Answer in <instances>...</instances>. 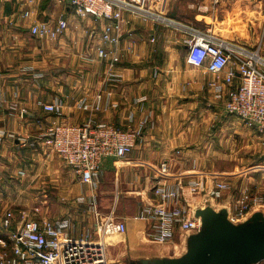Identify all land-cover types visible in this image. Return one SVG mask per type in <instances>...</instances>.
<instances>
[{
  "label": "crops",
  "instance_id": "1",
  "mask_svg": "<svg viewBox=\"0 0 264 264\" xmlns=\"http://www.w3.org/2000/svg\"><path fill=\"white\" fill-rule=\"evenodd\" d=\"M178 1V14H169V8L176 5L173 0L157 3L165 21L125 11L121 38L114 47L102 41L104 27L110 23L107 19L81 17L56 0H0V131L5 133L0 138V240L6 241L18 227L15 220L9 228L3 227L6 211L13 209L17 216L19 209L38 206L39 220H67L72 237L87 232L94 235L96 224L110 215L123 221L125 233L105 240L109 264H141L143 259L183 254L192 234L177 229L171 241H153L148 237L150 224L133 216L145 204L158 201L152 191L154 172L159 163L177 152L180 156L176 169L192 170L195 176L221 178L224 173V135L208 141L206 127L202 126L213 120L219 124L217 127L232 124L224 110L225 97L217 96L212 86L222 84V80L205 67L187 63L189 29H210L215 37L240 45L245 31L257 35V14L264 0ZM62 18L70 27L57 39L31 34L35 24L54 25ZM256 42V49L264 57V28ZM98 46L118 54L119 61L109 75V57L100 58L95 50ZM79 72L82 75L78 76ZM73 73L76 78L71 77ZM35 75L45 77L38 79ZM95 93H110L106 112L93 114L98 122L120 129L139 128L140 121L145 124L131 153L115 165L105 159L95 185L90 186L83 184L57 154L45 150L39 132L33 128L38 121L82 123L90 112L77 109L76 102L85 98L90 103ZM60 95L65 106L58 117L37 105L38 100L47 103ZM213 108L216 115L212 119ZM237 125L235 132L240 135L233 139L235 149L262 151L264 137L253 129L245 134ZM257 168H264V160L246 171L248 182L254 180L251 173L260 171ZM244 185L242 182L240 189L225 191L210 207L220 211L233 205ZM8 188H12L11 195L7 194ZM260 207L252 208L239 223L261 212ZM261 213L264 215V211Z\"/></svg>",
  "mask_w": 264,
  "mask_h": 264
},
{
  "label": "built area",
  "instance_id": "2",
  "mask_svg": "<svg viewBox=\"0 0 264 264\" xmlns=\"http://www.w3.org/2000/svg\"><path fill=\"white\" fill-rule=\"evenodd\" d=\"M56 1L72 7L79 16L109 20L102 39L114 47L121 38L125 11L165 21V17L158 12L157 3L161 0ZM214 1L217 3L218 0ZM166 21L169 22L167 18ZM67 26L68 21L62 18L56 25L39 22L30 31L35 37L56 39L67 30ZM186 47L189 65L205 67L217 80H222V84L212 86L217 96L225 97L226 114L237 117L244 126L264 137V57L259 49L250 50L228 43L212 35L210 29L196 28L189 29ZM95 50L100 58L109 57V75L119 61L118 54H110L100 46ZM109 95L95 93L90 106L85 98L79 99L77 106L90 112L82 123L73 125L60 120H52L47 124L39 122V135L45 150L57 154L85 185H95V177L105 159H111L115 165L131 153L140 135V127L145 124V121H140L139 128L120 129L98 122L93 114L106 109ZM37 105L55 117L62 114L61 100L47 103L38 100ZM3 134L0 131V138ZM179 156L177 152L158 164L152 188L158 201L145 204L133 216L134 220L149 223V239L160 243L171 241L177 229L190 235L198 233L202 221L196 215L197 210L210 206L214 199L222 197L230 188L229 183L219 177L195 176L192 170L176 169ZM78 200L83 201L82 198ZM262 200L259 195L243 188L234 204L223 209L227 212V219L238 224ZM92 207L98 213L93 203ZM17 213L16 216L13 210H8L3 215V227L9 228L13 220L18 222V227L8 234L6 241L0 240V264H109L105 240L124 234L127 228L123 221L110 215L102 223L96 224L94 235L87 232L80 237H72L67 231V220H39L38 206L30 210L22 208Z\"/></svg>",
  "mask_w": 264,
  "mask_h": 264
},
{
  "label": "water",
  "instance_id": "3",
  "mask_svg": "<svg viewBox=\"0 0 264 264\" xmlns=\"http://www.w3.org/2000/svg\"><path fill=\"white\" fill-rule=\"evenodd\" d=\"M202 228L192 234L186 248L176 258L143 259L141 264H257L264 260V215L253 214L243 223L233 224L225 209L210 206L196 212Z\"/></svg>",
  "mask_w": 264,
  "mask_h": 264
},
{
  "label": "rangeland",
  "instance_id": "4",
  "mask_svg": "<svg viewBox=\"0 0 264 264\" xmlns=\"http://www.w3.org/2000/svg\"><path fill=\"white\" fill-rule=\"evenodd\" d=\"M164 1H166V0H164ZM168 1H172V0H168ZM183 1H185V0H181V2H183ZM178 2H179L178 0H173V3H176V5H174V6L169 8V14L172 11H174L173 14H178V10L177 9L180 6V3L178 4ZM179 12H182V11H179ZM258 12L259 13L257 14V16H258V20H259V27H257V35H260L262 28H264V7L262 6V8H259ZM98 20H100V19H98ZM57 21H56V23L54 25L57 24ZM245 22H246V20H245ZM69 27H70V23H68L67 30L69 29ZM246 28H247V26H245V29ZM67 30L65 32H67ZM65 32H63L60 36L64 35ZM257 35H256V33H252L251 34V33H246V31H245L244 36L241 38L242 39V41H241L242 43L240 44V46H243V47L248 48L250 50H255L256 49V45L258 43V42H256ZM263 49H264V47H263ZM261 56H262V54H261ZM76 75L77 74L73 73L71 75V77L76 78ZM80 75H82V72L78 73V76H80ZM35 76L38 77V79H40V78L43 79L45 77L44 75H35ZM78 78H81V77H78ZM56 100H59V101L61 100L63 102V110H64L65 103H64L63 97L61 95L60 96H55L52 101H56ZM78 102H76V106H77ZM90 103H88V104H90ZM76 108L82 110L78 106ZM63 110H62V113H63ZM214 110L215 109L213 108L210 111L211 116H213L212 119L214 118V115H216V114H214V112H215ZM103 112H106V111L104 110ZM221 112H222V110H221ZM88 113H89V111H88ZM206 114H208V113L206 112ZM221 117H223V116H221ZM226 117L228 119V122L232 123V124H227L226 127L224 125H221V126L217 127L219 124H216V122H214V120L212 121V119H211V121H212L211 123L204 122L203 125H202V126L206 127V128L204 127L205 128L204 132L207 131V133H208V135H207L208 141L213 139V138H216V137L220 138L221 134L224 135V141H225V150H224V152L226 154L222 155L223 163L221 165V170L224 173H221V176H222L221 179L226 181V182H228L229 185H230V188H229V190L226 193H228L229 191L231 192L232 190L235 191V189H237V188L240 189V185L242 184V182H244L245 183L244 188H247L248 192H251V193H255L256 192V193H258L260 195V197H263V200H262V202L259 205V206H261L260 208H262L261 212H263L264 211V168H257V169H260V171L257 170L258 172H255V174L251 173L254 176V180L253 179L251 180L252 182H248L249 173L246 174L247 173L246 171L249 170V168H250V166L252 164L263 162L264 153L263 154H261V153H262V151H264V148H262L263 149L262 151H256V150H254V148H244V150H241V151L238 150L237 151L235 149V142H234L233 139H235V135H240V134H238V132H235V131H237V129L235 128V125L238 126L237 125V123H238L241 127H243L245 134L247 133L246 131H251L252 129L244 126V124L241 122V120L238 119L237 117L233 116V115L227 114ZM43 124H47V123H43ZM39 126H40V124H39V121H38L37 124L35 125V127L33 128V129H36L37 133L39 132V130H38ZM220 128H222V130H220ZM240 131L242 132L241 129H240ZM4 135H5V133H4ZM252 135H254V133H252L251 136ZM257 135H258V133H257ZM7 136L9 137V135H7ZM14 137L15 136L13 135V136H11L9 138L13 139ZM258 155H260V156H258ZM243 169L245 171H244V174L242 175V170ZM244 179L246 180V182H245ZM250 183L251 184L255 183V185L251 186ZM11 190H12V188H8L7 189V194L8 195H11V192H10ZM42 205L40 204L39 206L41 207ZM0 206H2V205L0 204ZM24 209H26V208H24ZM39 211H41V209H39ZM14 213L16 214V212H14ZM258 264H264V260L260 261Z\"/></svg>",
  "mask_w": 264,
  "mask_h": 264
}]
</instances>
